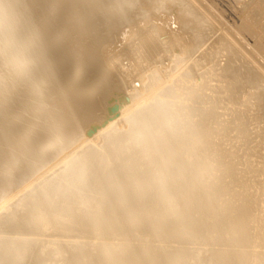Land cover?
<instances>
[{"label":"bare ground","instance_id":"bare-ground-1","mask_svg":"<svg viewBox=\"0 0 264 264\" xmlns=\"http://www.w3.org/2000/svg\"><path fill=\"white\" fill-rule=\"evenodd\" d=\"M233 1L240 39L204 0H0V264H264V0Z\"/></svg>","mask_w":264,"mask_h":264},{"label":"rangeland","instance_id":"rangeland-1","mask_svg":"<svg viewBox=\"0 0 264 264\" xmlns=\"http://www.w3.org/2000/svg\"><path fill=\"white\" fill-rule=\"evenodd\" d=\"M204 1H206L205 4L207 3L209 6H210V5H213V6H214V7H213V6H210L213 12H214L215 9H216V11L218 10V12H216V11L214 12V13H216V15H219L218 18L222 15L221 17H222L223 19H222L221 17H220V19H219V23H220V22H223V23L220 24V27H218V26H219L218 21L215 22V26L217 25V27L219 28V29H218V28H217V29L220 30V31L224 29L228 34L230 33L229 35H230L231 37L234 36V38H236V39H237V38L240 39L239 37H237V35L235 36V34H237V32L234 33V32L236 31V29H237L236 26H238L239 24L241 25V23H242L241 21H242V17H243L242 14H241L240 7L238 6V4H237L236 2H235L236 4H234V1H233V0H228V1H227V0H204ZM208 1H209V2H208ZM210 2H212V4H211ZM214 2H215V3H214ZM207 4H206V5H207ZM209 6H208V7H209ZM219 6H220V7H219ZM210 7H209V8H210ZM216 7H218V9H217ZM257 7H258V6H253V8H257ZM253 8H252V10H253V11H252V16H254V18L257 19V21H256V19L254 20V22H256V23H254V24H257L258 21H259V22L261 21L259 25H263V24H264V21L261 20V18H260L261 16H260L258 10L256 9L255 12H254V9H253ZM213 9H214V10H213ZM221 9H222V10H221ZM225 9H226V10H225ZM233 10H235V12H234ZM250 10H251V9H250ZM250 10H249V11H250ZM221 11H222V12H221ZM223 11H224V12H223ZM250 12H251V11H250ZM257 12H258V13H257ZM220 13H222V14H220ZM225 13H226V14H225ZM240 14H241V15H240ZM223 15H224V16H223ZM257 15H258V16H257ZM224 17H225V18H224ZM232 18H233L234 21H232ZM226 19H227V20H226ZM223 20H224V21H223ZM228 20H229V21H228ZM262 21H263V22H262ZM228 22H229V23H228ZM222 24H223L226 28H225ZM231 24H232L233 26H232ZM235 24H236V26H235ZM240 25H239V26H240ZM221 26L224 27V28H222ZM228 27H229L230 29H228ZM221 28H222V29H221ZM231 28H232V29L235 28V29L232 30ZM238 29H239V28H238ZM228 30H229V31H228ZM230 31H231V32H230ZM240 31L242 32V30H240ZM243 32H245V31L243 30ZM243 32H242V34L244 35V37H245V38H249V35H247L246 32H245V33H243ZM213 39H216V38L213 37ZM253 42H254V41H253L252 39H250V44H251V45H254ZM241 43L244 44L243 42H241ZM242 44H241V45H242ZM244 45H246V43H245ZM124 50H125V49H124ZM126 51H127V50H125V52H126ZM126 53H127V52H126ZM238 53H239V52H238ZM238 53H237V54H238ZM124 54H125V53H124ZM127 54L129 55V53H127ZM239 54H240V53H239ZM125 55H126V54H125ZM125 55H124V56H125ZM128 55H127V56H128ZM127 56H126V58L128 59ZM132 56H133V54L130 55L129 58L132 57ZM135 57H136V56L134 55V58H135ZM132 58H133V57H132ZM125 64H127V61H126ZM133 78H134V77H131L130 80H132Z\"/></svg>","mask_w":264,"mask_h":264}]
</instances>
